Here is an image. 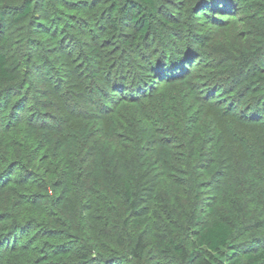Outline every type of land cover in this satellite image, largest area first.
<instances>
[{"label": "trees", "instance_id": "obj_1", "mask_svg": "<svg viewBox=\"0 0 264 264\" xmlns=\"http://www.w3.org/2000/svg\"><path fill=\"white\" fill-rule=\"evenodd\" d=\"M127 2L129 6L113 9L130 11L132 36L144 39L150 33V16L143 10L154 9V0ZM34 4L33 0L23 1L16 11L17 24L28 17ZM112 25L117 26L116 22ZM127 37L122 46L124 54L114 52L103 61L99 72L103 83L93 81V91L105 96L109 94L107 88L128 90L132 97L122 98L128 100L127 105L118 104L120 109L112 113L103 106L96 123L84 115L81 124L73 126L69 119V124L61 127L60 119L53 118L59 128H53L54 124L38 126L35 120L12 113L9 118L17 119L7 120L0 128V134H5L0 167L6 162L0 168H4L0 170V248L23 228L35 227L46 231L47 238L53 237L50 230L55 214L51 208L60 212V217L65 214L69 227L87 244L80 250L74 245L56 244L52 255L42 254L35 240L23 245V251L20 245H11L10 253L18 250L19 259L26 260V264H151L148 252L153 244L161 258L185 264H264V248L241 253L243 245L235 243L236 229L264 228V209L260 208L264 191L252 182L256 174L251 182L246 176L243 180V171L238 168L245 161V151L235 150L241 135L230 133L225 125V130L221 129V118L226 115L217 109L212 110L217 126L209 125V112L196 115L195 100L209 104V109L216 105L209 95L206 99L201 96L197 84L192 92L185 90L171 96L146 90L148 73L157 64L162 67L157 68L158 74L167 82L183 78L179 67L173 68L175 73L171 75L163 72L167 64L177 66V48L165 46L161 64L154 61V50L143 53L146 64L141 66L147 69V75L131 68L142 75L139 79L131 78L135 70L125 73L127 50H134V41ZM0 38L5 44L9 42V36ZM17 65L16 55L0 51V83L16 78ZM106 78L111 80L109 85L105 84ZM253 81L264 83V77ZM252 93V99L263 101L259 89ZM69 101L78 107V98L69 97ZM96 102L100 105L101 99L98 97ZM211 136L215 148L208 150L205 139ZM256 143L253 167L261 174L264 130ZM246 161H250L247 156ZM16 167L23 171L13 178L10 172ZM218 167L224 172L219 180L215 173ZM204 186L217 191L206 199ZM65 205L70 209L68 216L62 210ZM228 206L233 208L232 217L228 216ZM106 224L116 230L103 233ZM185 232L191 234V240L184 239ZM0 257L5 259L2 264L10 262Z\"/></svg>", "mask_w": 264, "mask_h": 264}, {"label": "rangeland", "instance_id": "obj_2", "mask_svg": "<svg viewBox=\"0 0 264 264\" xmlns=\"http://www.w3.org/2000/svg\"><path fill=\"white\" fill-rule=\"evenodd\" d=\"M23 1L0 0V11L4 16L0 35L9 36L7 44L0 38V51L7 56L14 54L18 57L16 78L0 83L1 129L7 120L13 118H9L12 113L28 121L35 120L33 123L38 126L54 124L53 128H59L60 125H68L69 119L73 126L81 124L85 120L82 119L84 115L96 123L103 106L111 109L108 112L112 113L120 109L118 104L120 107L127 105L125 103L128 100L122 98L124 95L132 97L128 95V90L116 92L107 88L109 94L105 96L93 91V81L103 83L99 73L103 61L114 52L124 54L122 46L129 35V40L134 41V50L132 53L127 50L124 72L132 73L135 70L136 73L138 70L131 69L136 67L142 71L139 74L147 75V69L141 66L146 64L143 53L154 50V61L161 64V51L167 46L170 49L177 48L180 57L176 61L179 65L174 67L173 63L167 64L163 72L171 75L175 73L173 68L179 67L183 78L167 82L158 74L157 70H162V67L157 64L153 71L148 70L146 90L149 89L150 94L171 96L173 93L183 94L185 90L192 92L195 84L200 86L201 96L206 99L209 95L216 105L209 109L206 106L209 104H202L200 99L195 100L196 115L209 112L208 122L212 126L218 125L212 110L226 115L221 118V129L225 125L230 133L241 135V141L235 142L239 144L235 150L245 151L242 153L243 158L246 161L247 156L250 160L247 163L241 161L242 164L238 166L240 172L243 171L241 177L245 180L246 176L251 182L252 176L256 174L252 182L257 183L260 192L264 191V173L260 174L253 167L255 145L264 130V96L263 101L251 98L256 89L264 95V83L253 81L264 77V0H213L212 4L209 0H154V9L143 10L150 16V33L144 39L134 37L128 14L130 11L113 9L114 6H129L127 0H33L35 4L32 12L17 24L16 11H19ZM113 19H117L116 27L112 25L115 23ZM135 73L131 74L135 80L142 76ZM106 79L105 84L109 85L111 80ZM69 97L78 98V107L70 104ZM98 97L101 99L100 105L96 104ZM53 118L60 119L63 124H55ZM193 125L191 123L190 127ZM4 135L0 134V156L5 151ZM205 142L208 150L215 148L213 136L207 137ZM22 171L16 167L10 173L13 178H18ZM215 173L219 180L224 172L218 167ZM216 191L215 188L204 186L203 196L208 199ZM62 208L68 216L70 209L67 206ZM226 208L229 210L228 216L232 217L233 208ZM260 208L264 209V205ZM49 210L55 214L51 224L53 229H48L53 237L47 238L46 231L35 227L15 231L0 248V254L10 260L5 264H26V260L19 259L18 250L10 253L11 245H20L19 249L23 251V245L35 240L34 243L41 246L42 254L52 255L56 244L74 245L75 250L87 244L85 240L82 241L84 237L81 238L69 227L65 214L60 217V212L51 208ZM206 214L209 216L208 210ZM102 228L103 233L112 229L107 224ZM247 230L236 229L235 243L243 245L241 253L243 250L249 252L264 248V228ZM190 235L185 232L184 239L191 240ZM148 260L151 264H185L179 260L161 258L154 244L148 252Z\"/></svg>", "mask_w": 264, "mask_h": 264}]
</instances>
